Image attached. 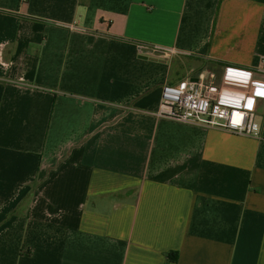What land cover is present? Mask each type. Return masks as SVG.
I'll use <instances>...</instances> for the list:
<instances>
[{
  "label": "crops",
  "instance_id": "0c3cea01",
  "mask_svg": "<svg viewBox=\"0 0 264 264\" xmlns=\"http://www.w3.org/2000/svg\"><path fill=\"white\" fill-rule=\"evenodd\" d=\"M0 11V264H264V0ZM200 60L259 138L156 117Z\"/></svg>",
  "mask_w": 264,
  "mask_h": 264
},
{
  "label": "built area",
  "instance_id": "2783aa9c",
  "mask_svg": "<svg viewBox=\"0 0 264 264\" xmlns=\"http://www.w3.org/2000/svg\"><path fill=\"white\" fill-rule=\"evenodd\" d=\"M29 0H20L21 3ZM165 57L177 55L174 49L138 45ZM2 53L0 52V59ZM224 79L249 83L250 87L264 89V82L251 78V72L235 67H225ZM195 81L186 79L177 85H164L161 88L160 104L156 117L177 121L183 124L227 131L237 136L259 138L260 125L256 114L245 108L241 99L229 98L216 82L212 71H201Z\"/></svg>",
  "mask_w": 264,
  "mask_h": 264
},
{
  "label": "trees",
  "instance_id": "16d2710c",
  "mask_svg": "<svg viewBox=\"0 0 264 264\" xmlns=\"http://www.w3.org/2000/svg\"><path fill=\"white\" fill-rule=\"evenodd\" d=\"M2 13H5V12H2ZM200 64H201L202 67L203 66H209L210 68L223 67V66L226 65L225 63H221V62H218V61H210V60H204V61L200 60ZM175 255H176L175 253L171 254V255L169 254L167 256V259L171 260V261H175L176 260V256Z\"/></svg>",
  "mask_w": 264,
  "mask_h": 264
},
{
  "label": "rangeland",
  "instance_id": "374dc122",
  "mask_svg": "<svg viewBox=\"0 0 264 264\" xmlns=\"http://www.w3.org/2000/svg\"><path fill=\"white\" fill-rule=\"evenodd\" d=\"M179 63H182V65H183V64H184V65L186 64V62H185L184 59H183L182 61H179ZM184 65H183V66H184ZM204 70H206V71H207V70H208V71H211V68H210L209 66H203V67H202L201 65H199L198 68H197L196 70H193V71H194V74H195V73H197V72H201V71H204Z\"/></svg>",
  "mask_w": 264,
  "mask_h": 264
},
{
  "label": "water",
  "instance_id": "95a60500",
  "mask_svg": "<svg viewBox=\"0 0 264 264\" xmlns=\"http://www.w3.org/2000/svg\"><path fill=\"white\" fill-rule=\"evenodd\" d=\"M192 81H195V79H192Z\"/></svg>",
  "mask_w": 264,
  "mask_h": 264
}]
</instances>
